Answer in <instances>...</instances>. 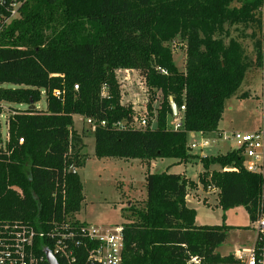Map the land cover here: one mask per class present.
Segmentation results:
<instances>
[{"label": "trees", "instance_id": "obj_1", "mask_svg": "<svg viewBox=\"0 0 264 264\" xmlns=\"http://www.w3.org/2000/svg\"><path fill=\"white\" fill-rule=\"evenodd\" d=\"M254 28L264 29V0H26L18 17L0 27V112L3 104L28 105L8 109L0 219L37 224L63 209L73 216L79 211L82 181L76 170L68 173L86 158L82 137L72 128L78 114L106 123L91 128L97 157L197 158L202 166L196 181L180 173H145L146 197L127 207L122 223V264H187V252L202 255L203 264H239L216 251L230 227L195 224L186 196L197 183L216 188L218 207L243 206L253 221L264 214V170L244 169L238 149L192 154L187 137L218 132L225 100L261 57L260 39L254 56L240 41L248 29L255 37ZM175 41L185 46L184 70L173 60ZM125 68L138 70L151 94L149 108L159 97L155 127H112L133 113L120 101L116 70ZM42 94L45 108L30 109ZM169 96L177 110L184 105L178 130L167 124Z\"/></svg>", "mask_w": 264, "mask_h": 264}, {"label": "rangeland", "instance_id": "obj_2", "mask_svg": "<svg viewBox=\"0 0 264 264\" xmlns=\"http://www.w3.org/2000/svg\"><path fill=\"white\" fill-rule=\"evenodd\" d=\"M253 30L255 37L250 36L251 30L248 29L243 37L240 35V41L246 52L254 56V41L257 38L260 39L261 57L258 64L246 69L239 88L224 102L218 127L227 135L233 131L252 132L264 125V108L262 103H259V97L264 92V74L262 64L259 65L264 54V29L261 31L254 28ZM234 34L237 33L234 32ZM172 50L175 64L180 70H184L186 60L184 44L175 41L172 43ZM116 76L119 82L121 103L131 105L133 112H146L148 118H151L150 125L155 127V109L158 106L159 97L156 96L157 98L151 102L150 108L147 106L151 94L147 91L138 70L118 69ZM243 94L245 96H242ZM10 105L19 109L28 108L26 104L10 103ZM45 105V96L42 94L35 106L37 109H44ZM8 109L4 107L0 112V145H4L7 136L6 119L10 113ZM171 121L172 117L169 116L168 126H171ZM72 128L76 134L81 135L83 147L80 151L86 156L84 164L75 166V170L82 181L84 195V200L76 215L87 224L106 226L126 222L125 215L129 214L127 207L130 204L139 203L146 197L145 173L147 171L161 172L168 167V171L181 172L189 178L197 179V174L202 168L197 158H189L186 161L176 160L171 163L173 158H156L148 162L140 158L97 157L94 155L92 130L85 122V118L75 115ZM217 134L209 135L212 139L210 146L203 150L189 149V152L204 156L225 153L235 148V143L231 138L224 141L213 138L217 137ZM190 141L191 138L188 135L187 144ZM212 167L219 168L217 165ZM206 200L208 203L205 202ZM215 202L216 197L212 193L204 198V203L193 200L189 202V205L195 209V223L221 224L224 222L230 227L226 240L216 248L220 255H224L251 239L252 222L243 206H235L223 211L214 205Z\"/></svg>", "mask_w": 264, "mask_h": 264}, {"label": "built area", "instance_id": "obj_3", "mask_svg": "<svg viewBox=\"0 0 264 264\" xmlns=\"http://www.w3.org/2000/svg\"><path fill=\"white\" fill-rule=\"evenodd\" d=\"M26 0H0V27L18 17L19 9ZM262 64V65H261ZM264 74V54L260 61ZM74 85V89H77ZM107 88L103 85L101 95L106 96ZM57 94V93H56ZM170 102V100H169ZM264 108V92L259 97ZM2 105V109H3ZM184 105L173 112L170 129L182 128ZM147 113L133 112L130 119L112 123L117 130L144 129L150 125ZM91 128L104 126V120L97 122L85 118ZM218 140L232 139L235 148L243 156L242 167L249 172L262 173L264 170V125L252 132L233 131L230 135L216 132ZM191 141L189 149L203 150L210 146L212 139L201 132H188ZM7 137V136H6ZM7 139V138H6ZM5 139V140H6ZM22 142V138L19 139ZM4 149V145H0ZM224 171H236V166H225ZM65 198V188L60 193ZM56 193H53V197ZM251 239L232 249L230 254L239 264H264V214L251 221ZM123 226L91 225L79 220L64 209L54 213L49 219H41L37 224L23 220L0 219V264H48L46 252L50 251L61 259V264H122ZM50 247V249L48 248ZM187 264H203V256L187 252Z\"/></svg>", "mask_w": 264, "mask_h": 264}, {"label": "crops", "instance_id": "obj_4", "mask_svg": "<svg viewBox=\"0 0 264 264\" xmlns=\"http://www.w3.org/2000/svg\"><path fill=\"white\" fill-rule=\"evenodd\" d=\"M3 107H6V108H10V109H19V108H14L13 106H11L10 104H3ZM34 107H36L35 105H34ZM75 115H78V114H74L73 116H72V118H73V120H74V116ZM79 116H81V115H79ZM82 117V116H81ZM217 130H218V132H222V129H220L219 127H217ZM211 134V133H210ZM210 134H208L207 136H209ZM7 138V137H6ZM5 138V139H6ZM153 161V160H152ZM176 161V159H172L171 160V163H174ZM201 170H202V168H201ZM200 170V171H201ZM162 171H167V172H171V171H168V167L165 169V170H162ZM199 171V172H200ZM198 172V173H199ZM173 173H177V172H173ZM180 174H184V173H181L180 172ZM185 175V174H184ZM186 176V175H185ZM186 177H188V176H186ZM189 178V177H188ZM190 179H192V180H197V179H193V178H190ZM201 193H202V195H201ZM212 193H213V196L214 197H216V202L214 203V205L216 206V207H218L217 206V193H218V190L216 189V188H207L206 190H204L202 187H201V184H199V183H197V185H196V187L194 188V189H191V190H189V192H188V194H187V196H186V203H187V205L189 206V207H192V206H190L189 205V202L190 201H193V200H196V202H199V201H201L202 203H204V198L206 197V196H209L210 194L212 195ZM201 195V196H200ZM84 196V195H83ZM84 200V199H83ZM141 200H143V199H141ZM205 202H207L208 203V200H206ZM192 208H194V207H192ZM195 210V209H194ZM225 216V215H224ZM76 217L80 220V218L78 217V215H76ZM82 221V220H81ZM195 224H197V223H195ZM197 225H203V224H197ZM247 242V241H246ZM245 242V243H246Z\"/></svg>", "mask_w": 264, "mask_h": 264}, {"label": "water", "instance_id": "obj_5", "mask_svg": "<svg viewBox=\"0 0 264 264\" xmlns=\"http://www.w3.org/2000/svg\"><path fill=\"white\" fill-rule=\"evenodd\" d=\"M169 100H170V106H171L172 113L176 112V105L174 101L172 100L171 96H169ZM29 108L33 109L34 105L33 104L29 105ZM72 172H75V162L69 167V170H68V173H72ZM46 258H47L48 264H59L56 257L50 251L46 252Z\"/></svg>", "mask_w": 264, "mask_h": 264}]
</instances>
